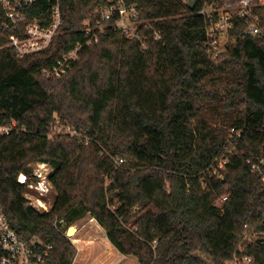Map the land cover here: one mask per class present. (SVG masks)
I'll return each mask as SVG.
<instances>
[{"label":"trees","instance_id":"obj_1","mask_svg":"<svg viewBox=\"0 0 264 264\" xmlns=\"http://www.w3.org/2000/svg\"><path fill=\"white\" fill-rule=\"evenodd\" d=\"M137 1L163 32L147 50L111 27H95L99 42L86 45L85 22L100 20L97 0H60L59 33L23 58L9 46L23 32L0 26L8 69L0 75V128H8L0 130V203L8 220L25 239L53 245L51 264L76 255L55 222L83 213L140 264H241L244 256L264 264V179L248 162L264 155V3L253 7L262 33L244 37L248 22L237 16L234 45L214 55L197 9ZM53 4L38 0L27 12L46 26ZM77 44L67 75L44 74ZM54 126L71 131L52 136ZM233 129L240 136L230 138ZM217 155L228 159L220 174L211 167ZM38 162L54 169L48 212L26 196Z\"/></svg>","mask_w":264,"mask_h":264},{"label":"built area","instance_id":"obj_2","mask_svg":"<svg viewBox=\"0 0 264 264\" xmlns=\"http://www.w3.org/2000/svg\"><path fill=\"white\" fill-rule=\"evenodd\" d=\"M38 0H0V26L4 29L13 28L23 32V35L12 33L9 36L10 46L17 58H23L33 52L41 51L50 46L53 38L57 36L60 28L64 24V16L61 8L60 0H54L51 9V20L48 25L44 26L37 17H31L27 8ZM97 13L100 15V20L97 25L91 26L89 21L85 22L83 28L88 37L86 45L92 46L99 42L98 34L91 33L98 28L104 32L107 27L120 32L130 41L140 43L143 50H147L150 46L149 41H158L162 39L163 32L157 27L156 21L145 18L139 8L137 0H97ZM189 6L190 0H178ZM190 7V6H189ZM194 9L197 13L203 15L207 23L208 38L205 46L209 52L218 55L219 47H225L228 44L225 42L232 39L230 31L234 27V19L237 16L245 18L248 22L247 28L244 30V37L257 36L262 33L260 26V17L255 14L253 7L246 4V7L237 11H221L220 5H214L210 2H204L199 6V0ZM96 27V28H95ZM224 42L221 44V40ZM82 45L77 44L74 48L68 51L62 58L58 59L51 67L44 69L46 76L62 78L67 75L72 67V62L79 58V51ZM0 130L8 132L7 127H1ZM75 134V133H72ZM241 132L232 130L230 138L240 136ZM264 146V140H263ZM123 162V159L119 160ZM228 159L223 155H217L211 165L214 173L220 174L222 169L226 168ZM251 170L259 173L264 179V155L257 156L256 159H249ZM41 167H46L47 163L39 164ZM52 173V172H51ZM49 172H32L34 178L39 179L35 182L32 179L28 183V176L22 180L20 174L18 180L21 183H28L29 187H34L40 193H47L52 188V182ZM227 196H222L221 202L225 201ZM29 204H31L29 202ZM32 205V204H31ZM52 207V206H51ZM45 211H50L51 208L45 207ZM65 220L55 222V226L62 230ZM53 245L46 243L39 236H33L30 239H25L20 232L14 229L5 213L4 208L0 203V264H51V255ZM244 260L249 263L252 258L244 256Z\"/></svg>","mask_w":264,"mask_h":264},{"label":"rangeland","instance_id":"obj_3","mask_svg":"<svg viewBox=\"0 0 264 264\" xmlns=\"http://www.w3.org/2000/svg\"><path fill=\"white\" fill-rule=\"evenodd\" d=\"M221 11H237L246 7V4L254 7L256 4L255 0H219ZM264 0H259L258 4H263ZM228 45H234V40L224 39ZM221 40V44L224 42ZM224 47H219L218 52L225 51ZM4 58V48L0 46V75L6 74L8 69L3 67ZM71 131L69 127L54 126L52 131V136L55 132L63 133ZM41 163H32L31 167L33 172H51L54 171L50 164H47L46 167H41ZM20 176V175H19ZM19 178V177H18ZM39 178L36 176L32 178V181L35 182ZM109 181H106L108 185ZM56 190L52 184V188L47 193H40L34 187L27 186L26 196L30 200V203L39 210H44L45 207L51 208ZM70 227H74L76 232L72 235H69L68 231ZM62 230L66 232V235L69 237L73 245L75 246L76 255L72 264H140L138 260L133 256L124 257L122 253L113 246L109 241L106 235L105 229L97 222V220L89 213H83L81 217L74 220L72 223H65L61 227ZM246 239L253 240L254 232L252 230L246 231ZM241 264H249L244 260ZM252 261V260H251ZM240 264V263H238Z\"/></svg>","mask_w":264,"mask_h":264},{"label":"water","instance_id":"obj_4","mask_svg":"<svg viewBox=\"0 0 264 264\" xmlns=\"http://www.w3.org/2000/svg\"><path fill=\"white\" fill-rule=\"evenodd\" d=\"M197 2H198V0H190V2H189V6H190V8H192V9L195 8ZM9 46H10V44H9ZM72 228H73V227H70V229H69V231H68L69 235H70V231H71Z\"/></svg>","mask_w":264,"mask_h":264},{"label":"bare ground","instance_id":"obj_5","mask_svg":"<svg viewBox=\"0 0 264 264\" xmlns=\"http://www.w3.org/2000/svg\"><path fill=\"white\" fill-rule=\"evenodd\" d=\"M21 179L24 180L25 179V174L21 176ZM76 229L73 227L70 231V235L74 234L76 231Z\"/></svg>","mask_w":264,"mask_h":264},{"label":"crops","instance_id":"obj_6","mask_svg":"<svg viewBox=\"0 0 264 264\" xmlns=\"http://www.w3.org/2000/svg\"><path fill=\"white\" fill-rule=\"evenodd\" d=\"M124 257H126V255L122 254Z\"/></svg>","mask_w":264,"mask_h":264}]
</instances>
